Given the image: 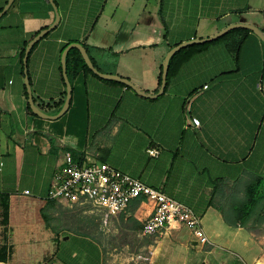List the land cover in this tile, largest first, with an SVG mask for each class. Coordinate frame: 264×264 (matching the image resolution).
Returning <instances> with one entry per match:
<instances>
[{
	"label": "crops",
	"instance_id": "obj_1",
	"mask_svg": "<svg viewBox=\"0 0 264 264\" xmlns=\"http://www.w3.org/2000/svg\"><path fill=\"white\" fill-rule=\"evenodd\" d=\"M7 2L0 0V11ZM53 3L58 22L27 58L33 103L48 116L64 104L60 60L71 44L82 45L100 73L155 96L171 48L234 24L264 34V0ZM54 21L48 0H13L0 17V264H75L74 258L109 264L100 247L93 260L85 252L59 254V231L48 221L58 202L47 194L65 152L76 162L88 155L108 164L201 218L208 244L174 226L156 239L144 237L145 264H264V43L251 32L236 55L228 40L205 48L152 98L79 71L67 111L47 120L29 108L21 52ZM217 52L220 60L201 64L199 56ZM151 148L157 158L148 155ZM149 214L135 200L114 219L121 231L142 236Z\"/></svg>",
	"mask_w": 264,
	"mask_h": 264
},
{
	"label": "built area",
	"instance_id": "obj_2",
	"mask_svg": "<svg viewBox=\"0 0 264 264\" xmlns=\"http://www.w3.org/2000/svg\"><path fill=\"white\" fill-rule=\"evenodd\" d=\"M189 124L200 127L196 118H190ZM147 153L152 158L159 156L156 148L147 150ZM47 199L70 207L91 205L104 222L124 213L136 200L150 207L149 216L142 222L140 233L143 237L156 239L174 226H184L198 244L209 243L201 227V218L186 206L108 164L92 160L88 155L76 162L69 152L63 153V164L52 177Z\"/></svg>",
	"mask_w": 264,
	"mask_h": 264
},
{
	"label": "rangeland",
	"instance_id": "obj_3",
	"mask_svg": "<svg viewBox=\"0 0 264 264\" xmlns=\"http://www.w3.org/2000/svg\"><path fill=\"white\" fill-rule=\"evenodd\" d=\"M225 43L226 39L215 40L206 48L216 50ZM221 57L222 55L217 52L216 55H202L198 58H200L201 64L205 65L215 59L220 60ZM48 221L52 227L59 231L60 255L71 252L78 256L81 252H85L93 260L95 258L94 248L99 249L100 247L109 264L146 263L142 259L146 254V250L143 248L144 237L121 231L119 219L115 220L114 217L104 222L101 215L91 205L82 208L56 203V212L48 216ZM83 239L90 241L92 246L89 247L83 243ZM73 261L78 264L77 258H74Z\"/></svg>",
	"mask_w": 264,
	"mask_h": 264
},
{
	"label": "water",
	"instance_id": "obj_4",
	"mask_svg": "<svg viewBox=\"0 0 264 264\" xmlns=\"http://www.w3.org/2000/svg\"><path fill=\"white\" fill-rule=\"evenodd\" d=\"M12 1L13 0H8L7 4L0 11V17L6 12V10L9 7V5L12 3ZM48 2L51 4V6L53 7V10L55 12V21H54V23L51 26H49L48 28H46V29L42 30L41 32H39L31 41L28 42V44H27V46H26V48L24 50V56H23V59H22L23 74H24V86H25V89H26L27 97H28L29 108H30L31 112L34 115L38 116L39 118L47 119V120H55V119L61 117L67 111V109L69 107V103H70V100H71L72 88H71V85L69 83V80H68V77H67V74H66V55H67L68 51L71 50V49H76V50L79 51L84 63L88 67V69L93 74L98 76L99 78H102V79H105V80H111V81L119 82V83L125 85L126 87L132 89L134 92H136L137 94H139V95H141L143 97L152 98V97H156L157 95H159V94H161L163 92V90L165 88V85H166V80H167L169 60L176 52H178L179 50H181L183 48H186V47H189V46H193V45H201V44H204V43H209V42L215 41V40L219 39L220 37H222L223 35H225L227 32H229L231 30H234V29H238V28L249 30L250 32H252L255 36H257L264 43V34L259 28L255 27V26H252V25H249V24H234V25L227 26L226 28L220 30L215 35H213V36H211L209 38L195 39V40H191V41L179 44V45H177V46H175V47H173V48H171L169 50V52L166 54V56H165V58H164V60L162 62L161 83H160V87H159L158 93L155 96H146L145 94H142L140 92V90L126 78H122V77H119V76H116V75H105V74L100 73L99 71H97L94 68L93 64L91 63V61H90V59H89V57L87 55V52H86L85 48L82 45H80V44H71L64 50V52L61 55V60H60L62 76H63V80H64V84H65V92H66L64 104H63L62 108L60 109V111L58 112L57 115L48 116V115L42 113L40 110H38L36 108V106L34 105L33 100H32V96H31L30 84H29V80H28V77H27V58H28L29 52L31 51L32 47L45 34H47L50 30L55 28V26H56V24L58 22V14H57V9L55 7V4L53 3V0H48ZM262 87H263V92H264V80H263V86Z\"/></svg>",
	"mask_w": 264,
	"mask_h": 264
},
{
	"label": "trees",
	"instance_id": "obj_5",
	"mask_svg": "<svg viewBox=\"0 0 264 264\" xmlns=\"http://www.w3.org/2000/svg\"><path fill=\"white\" fill-rule=\"evenodd\" d=\"M248 33H251V32L249 30H246V29L238 28V29H234V30L227 32L225 35H223L222 37H220L216 41L221 40V39L228 40V45H227L228 50L233 55H236L237 52L239 51L243 41H244L245 35ZM213 42L214 41L209 42V43H204L201 45L189 46V47L183 48V49L179 50L178 52H176L169 60L167 80L172 75V73H174L176 71L177 67L180 64L184 63L192 55L202 51L203 49H205L207 47V45H209L210 43H213ZM23 56H24V49L21 52V61L23 59ZM79 71H83L85 73H88L90 75L95 76L88 69L86 64L84 63L79 51L76 49H71L66 55V74H67L70 85L72 84L73 79L77 76V73ZM161 73H162V66L160 67V73H159V77H158V85L159 86L161 83ZM121 85L123 87L129 89L125 85H123V84H121Z\"/></svg>",
	"mask_w": 264,
	"mask_h": 264
}]
</instances>
